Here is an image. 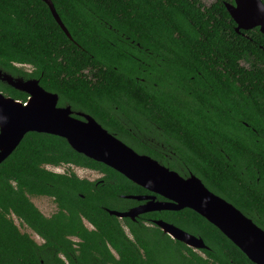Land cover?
<instances>
[{"label":"trees","instance_id":"obj_1","mask_svg":"<svg viewBox=\"0 0 264 264\" xmlns=\"http://www.w3.org/2000/svg\"><path fill=\"white\" fill-rule=\"evenodd\" d=\"M51 1L71 38L43 1L0 0V66L30 65L58 105L91 115L181 176L196 175L264 230V33L236 31L225 6L233 0ZM45 163L95 169L102 181L53 172ZM141 193L149 192L64 138L26 133L0 163V264H39L8 211L46 238L73 231L81 213L100 229V253L114 259L105 239L117 250L115 264H255L189 208L140 218L172 223L206 248L128 219L135 242L126 240L102 207L123 211L137 203L123 195ZM31 196L51 197L57 212L43 217Z\"/></svg>","mask_w":264,"mask_h":264},{"label":"water","instance_id":"obj_2","mask_svg":"<svg viewBox=\"0 0 264 264\" xmlns=\"http://www.w3.org/2000/svg\"><path fill=\"white\" fill-rule=\"evenodd\" d=\"M41 1L48 6L66 36L71 38L52 1ZM225 6L235 22L236 31L258 28L264 33L262 0H233ZM0 76L12 87L29 95L22 103L0 93V163L28 132L62 137L76 152L111 167L133 183L164 198L158 201L151 195H128L127 198L147 201L127 211L107 210L109 214L133 219L144 212L189 208L217 227L250 261L264 264V230L232 203L210 191L196 175L181 176L149 155L136 152L91 115L75 112L70 105H58L57 93L45 90L37 79L13 78L1 72ZM154 224L172 239L193 249L206 248L201 237L172 223L158 219Z\"/></svg>","mask_w":264,"mask_h":264},{"label":"flooded vegetation","instance_id":"obj_3","mask_svg":"<svg viewBox=\"0 0 264 264\" xmlns=\"http://www.w3.org/2000/svg\"><path fill=\"white\" fill-rule=\"evenodd\" d=\"M28 66L29 67H26L24 65L16 64V63L13 64V66H11L12 69L11 68L8 69V68L0 66V72L1 74L3 73L8 74L12 76L13 78H21L24 80L37 79L32 76L33 73H32L31 66L30 65ZM1 77L2 76H0V82L7 86V87L4 85L0 86L1 94H3L6 97L13 98L11 95L15 94L14 91H16V92H19L21 96L16 99L15 98L13 99L19 100L22 103H24L28 99L29 95L26 92L12 87L5 80L1 79ZM10 88L14 89V91L13 90L10 91L9 90ZM61 166H73V167H77L80 169H87V170L95 171L97 172V175L94 178H84V179L90 182H94V184H96L99 181H102L101 177L103 174L95 169H91L87 167H79L75 165H68V164H60V165H55V166L49 163L42 164V167H44L47 170L53 171V172H57V173L68 172L64 170L62 171L52 170V169H57L58 167L60 168ZM148 192L149 193H141L139 195H146V196L151 195V196H155V200H158V201L164 200L163 197L160 196L162 199H158L157 196L159 195H156L151 191H148ZM38 197H45L46 199L50 198L53 201V199L49 196H38ZM123 197H126V195H123ZM136 201H137L136 204H133L132 206H128L123 211H127L133 207L144 204L147 200L143 199V200H136ZM33 204L36 206V208L45 218H51L52 215L57 212V207L55 203H54L55 211H49L48 209H46V212L40 211L42 207L41 205L38 206L36 202H34ZM45 208H49L47 204H45ZM102 208L105 211L113 210V209H107L105 207H102ZM146 213L148 212L140 213L139 215L135 216V218L133 219L128 218V217H117L116 216V220L119 223L120 230L123 234V237L126 240L135 242L133 233L131 231V227H129L128 224L126 223L127 222L126 219L132 222L133 221L137 222L139 226H140V223H142L145 226H149L150 224H154L155 220H158V219H152V222H150V218L148 217H144L143 219H141L140 217ZM5 217L16 227V230L18 231L19 234L24 235V237L28 239L34 255L36 254L37 256V262L39 264H115L114 262L119 258L117 250L108 242L107 239H105L107 250L110 254H112L114 259H111V258L109 259L107 254L103 256L100 253L102 249L101 248L102 239H101L100 229L98 228V226H95L90 220H88L81 213L79 215L80 226L75 228L73 231H69L63 234L62 236L53 237L49 235L48 238L39 234L33 227H31L26 222H24V220L20 216L16 215L12 211L6 212ZM17 261L18 262H30L31 260L30 259H18Z\"/></svg>","mask_w":264,"mask_h":264},{"label":"rangeland","instance_id":"obj_4","mask_svg":"<svg viewBox=\"0 0 264 264\" xmlns=\"http://www.w3.org/2000/svg\"><path fill=\"white\" fill-rule=\"evenodd\" d=\"M200 1L203 4L208 5L213 0H200ZM24 66L29 67L28 65H24ZM52 170H56V171L57 170L58 171H62V170H64V171H72L80 178H94L97 175V172H95V171L87 170V169H80V168L73 167V166H61L60 168L58 167L57 169H52ZM30 200L33 203L36 202L38 206L39 205L42 206L41 209H40L41 212H46V209H48L49 211H55L54 202L50 198L46 199L45 197L31 196ZM45 204H47L49 208H45Z\"/></svg>","mask_w":264,"mask_h":264}]
</instances>
